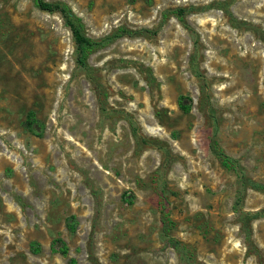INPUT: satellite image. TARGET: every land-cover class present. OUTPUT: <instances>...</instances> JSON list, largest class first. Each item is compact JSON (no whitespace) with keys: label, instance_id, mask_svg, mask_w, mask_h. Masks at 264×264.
Returning <instances> with one entry per match:
<instances>
[{"label":"rangeland","instance_id":"rangeland-1","mask_svg":"<svg viewBox=\"0 0 264 264\" xmlns=\"http://www.w3.org/2000/svg\"><path fill=\"white\" fill-rule=\"evenodd\" d=\"M50 1L108 39L0 0V264H264V0Z\"/></svg>","mask_w":264,"mask_h":264},{"label":"trees","instance_id":"trees-1","mask_svg":"<svg viewBox=\"0 0 264 264\" xmlns=\"http://www.w3.org/2000/svg\"><path fill=\"white\" fill-rule=\"evenodd\" d=\"M34 4L43 11L47 12H58L63 20L65 25L69 28L72 34V38L74 40L76 50L78 53V61L79 63H83V55L85 50H91L97 45H100L102 41H105L108 38H104L103 40H93L86 36L81 28V23L79 18L73 15L71 9L62 3L59 2H53L50 0H34ZM181 15V12H179ZM122 33H131L129 30H123ZM118 34H113L110 37H115ZM178 106L183 112H188L190 110V97L181 95L178 99ZM25 124L28 128L31 130L35 129V127H38V120L34 117V113L32 111L28 112L27 119L25 121ZM211 149L213 153L220 158L222 165L225 167H237L236 162H234L228 155H226L218 146L217 140L213 137L211 140ZM249 185L257 190L264 191V183H259L255 181H249ZM67 228L73 232L76 228V220L73 215L69 216L67 218L66 222ZM40 245L32 241L30 244V250L33 253L40 252ZM50 249L54 253H60L61 255H66L68 252V246L66 242L60 238L56 237L51 241ZM74 260H71V263H73Z\"/></svg>","mask_w":264,"mask_h":264}]
</instances>
